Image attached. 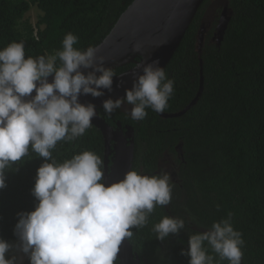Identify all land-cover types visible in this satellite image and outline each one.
Returning <instances> with one entry per match:
<instances>
[{"label":"trees","instance_id":"16d2710c","mask_svg":"<svg viewBox=\"0 0 264 264\" xmlns=\"http://www.w3.org/2000/svg\"><path fill=\"white\" fill-rule=\"evenodd\" d=\"M133 1L0 0V48L10 42H22L26 57L51 56L62 49V40L69 32L78 37L74 47L84 50L96 46ZM227 3L233 14L221 45L206 44L199 57L201 16L197 14L165 68L175 85L163 112L181 111L195 98L202 69L204 91L195 106L181 116L169 118L147 109V116L139 121L130 119L120 109L111 115L102 107L99 109L111 125L130 122L136 135L145 139L160 129L182 127L179 134L184 137L189 155L183 172L194 177V184H188L185 195L172 187L170 208L174 214L176 209L180 215L184 212L189 216L184 228L187 235L181 230L164 240L157 239L152 226L163 216H170L165 206H157L145 226L131 229L130 241L144 264H189V257L181 253L189 246V235L203 232L201 228L209 229L229 212L233 214L234 228L244 240L242 264H264V0ZM32 7L41 12L35 25L25 19ZM132 66L113 72L118 74ZM83 150L97 153L104 168L103 136L93 125L74 141L58 142L52 156L62 162ZM193 160L198 163H191ZM42 163L43 158L30 148L28 156L6 171V187L0 189V238L8 242L17 239V213L31 211L37 203L31 189ZM133 169L156 174L158 161L142 156L137 147ZM201 184L206 185L199 187ZM209 252L215 256L211 249ZM216 260L219 261L218 256Z\"/></svg>","mask_w":264,"mask_h":264},{"label":"clouds","instance_id":"9594fccd","mask_svg":"<svg viewBox=\"0 0 264 264\" xmlns=\"http://www.w3.org/2000/svg\"><path fill=\"white\" fill-rule=\"evenodd\" d=\"M77 42L78 37L69 32L62 40L61 50L35 58L25 56L22 42H10L0 48V189L6 187V171L28 156L30 148L43 158L31 189L37 203L33 210L17 213L16 243L0 238V264H17V255L6 256L13 249L23 254L20 264L24 256L29 264H116L122 242L133 235L131 229L145 226L157 206H165L170 215L152 226L157 239L164 240L185 228L180 212L175 209L174 214L170 208L173 185L169 172L170 166H175L173 162L183 166V195L188 184H194V177L183 172L189 155L184 137L179 134L182 127L153 133L160 140L156 174L129 169L122 179L106 184L103 160L92 150L75 153L62 162L53 158L52 150L58 142H71L85 134L97 115L95 104L81 103L79 97H101L105 89L110 92L113 86L115 73L105 66V58L97 55L94 46L84 50L74 47ZM138 67L142 72L134 74L132 87L125 89L123 97L102 101L104 112L111 115L127 104L131 106L128 114L136 121L147 116V109L159 115L177 113L163 112L175 82L159 61ZM82 69L90 70L85 74ZM202 78L204 91L201 69L200 84ZM232 217L229 212L209 229L189 235L188 248L181 250L189 257V264H219L224 260L242 264L244 240L234 228Z\"/></svg>","mask_w":264,"mask_h":264},{"label":"water","instance_id":"95a60500","mask_svg":"<svg viewBox=\"0 0 264 264\" xmlns=\"http://www.w3.org/2000/svg\"><path fill=\"white\" fill-rule=\"evenodd\" d=\"M205 0H134L121 14L112 30L96 46L97 55L105 58V66L116 70L127 65L132 67L115 74L112 90H104L101 97L81 95V103H93L97 115L92 119V125L99 129L105 145L104 181L110 184L123 178L135 162V130L132 126L122 128V123L111 125L100 114L102 101L111 97H123L125 89L132 87L134 74H140L142 68L138 65L158 60L164 69L178 50L190 24ZM232 10L228 6L222 11L216 27L215 37L220 46L229 26ZM197 50L201 56L204 48V28L197 35ZM137 48L138 51H134ZM201 61V59H200ZM202 64V61L201 63ZM83 70V69H82ZM90 70V69H89ZM89 70L85 71V74ZM49 82L53 76L48 77ZM203 92V78L200 90L192 102L181 112L167 114L166 117L180 116L196 104ZM35 95V91H33ZM119 264H144L137 252L134 251L130 239L125 238L118 254ZM147 263V261H145Z\"/></svg>","mask_w":264,"mask_h":264},{"label":"flooded vegetation","instance_id":"af4514ba","mask_svg":"<svg viewBox=\"0 0 264 264\" xmlns=\"http://www.w3.org/2000/svg\"><path fill=\"white\" fill-rule=\"evenodd\" d=\"M226 6H227V0H206L203 3V5L200 7L197 14L198 16L199 15L201 16V23H200L199 30L201 29V27L204 28V38H205L204 47L206 46V44H211V43H215L217 45V38L215 37L216 27L221 17L222 11L224 10ZM214 21H217L215 25L213 24ZM211 31H212V34H211ZM130 107H131L130 105L124 104L120 108V111L127 114L130 117V115L128 114ZM160 116L165 117L162 114H160ZM126 126H131V123L130 122L122 123L123 129H125ZM137 139L139 141H137ZM136 142L139 145H137ZM135 144H136V149L137 147H139L142 153V156H147L149 158H152L154 159V162L159 161V159L157 158V153H158V146L160 145V140L156 135L152 133L149 136H147L146 139L144 137L136 136ZM135 155H136V152H135ZM173 163L175 166H170V172H169L171 176L170 183H172L173 187L179 194L183 195L184 188H185V179L180 178V174H181L180 171L182 170L183 166H179V165L176 166L177 165L176 162H173ZM188 217L189 216L185 214L184 212L183 214H181V218H183L184 220L187 219ZM194 228H196V226H194ZM201 230L204 231L202 228ZM182 231L185 235H187V231L185 229ZM166 246L167 244H165L164 247Z\"/></svg>","mask_w":264,"mask_h":264},{"label":"rangeland","instance_id":"374dc122","mask_svg":"<svg viewBox=\"0 0 264 264\" xmlns=\"http://www.w3.org/2000/svg\"><path fill=\"white\" fill-rule=\"evenodd\" d=\"M41 14L40 10L37 7H32V9L25 15V19L30 21L32 24H35L39 18V15ZM17 240L11 241L10 243H16ZM17 255L18 260L17 264H20V257L23 256L22 253H17L15 249H13L10 253L6 254L7 255ZM22 264H29V260L26 256L23 257Z\"/></svg>","mask_w":264,"mask_h":264}]
</instances>
